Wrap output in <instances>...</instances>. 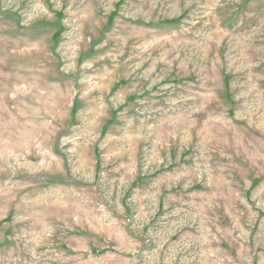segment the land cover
Masks as SVG:
<instances>
[{
    "label": "rangeland",
    "instance_id": "obj_1",
    "mask_svg": "<svg viewBox=\"0 0 264 264\" xmlns=\"http://www.w3.org/2000/svg\"><path fill=\"white\" fill-rule=\"evenodd\" d=\"M0 264H264V0H0Z\"/></svg>",
    "mask_w": 264,
    "mask_h": 264
},
{
    "label": "trees",
    "instance_id": "obj_2",
    "mask_svg": "<svg viewBox=\"0 0 264 264\" xmlns=\"http://www.w3.org/2000/svg\"><path fill=\"white\" fill-rule=\"evenodd\" d=\"M60 31H61V30H59L55 35L59 34Z\"/></svg>",
    "mask_w": 264,
    "mask_h": 264
},
{
    "label": "bare ground",
    "instance_id": "obj_3",
    "mask_svg": "<svg viewBox=\"0 0 264 264\" xmlns=\"http://www.w3.org/2000/svg\"><path fill=\"white\" fill-rule=\"evenodd\" d=\"M70 45H71V43H70ZM14 98V97H13Z\"/></svg>",
    "mask_w": 264,
    "mask_h": 264
}]
</instances>
